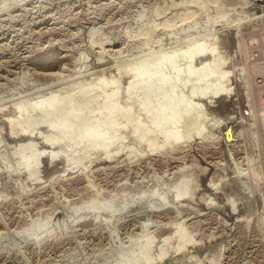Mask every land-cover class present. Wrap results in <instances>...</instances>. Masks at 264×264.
<instances>
[{"label": "rangeland", "instance_id": "1", "mask_svg": "<svg viewBox=\"0 0 264 264\" xmlns=\"http://www.w3.org/2000/svg\"><path fill=\"white\" fill-rule=\"evenodd\" d=\"M197 41L221 59L204 84L227 71L232 141L212 129L222 114L208 103L200 136L160 147L159 135L150 148L125 128L109 157L72 162L67 145H54L47 150L66 156L39 158V177L28 175L31 146L43 150L50 132L23 125L17 105L97 80L126 91L129 67ZM263 88L264 0H0V264H119L148 239L158 254L165 237L154 264H264Z\"/></svg>", "mask_w": 264, "mask_h": 264}, {"label": "bare ground", "instance_id": "2", "mask_svg": "<svg viewBox=\"0 0 264 264\" xmlns=\"http://www.w3.org/2000/svg\"><path fill=\"white\" fill-rule=\"evenodd\" d=\"M203 44L197 41L187 50L174 51L165 57L159 58L158 61L155 60L154 65H150L154 62L147 63L143 60L144 62L137 64L136 67H129L128 72L132 74V79L128 84L129 86H126V91L120 88L119 81L103 80L102 83V80H97L85 88L80 87V85L75 86L76 88L72 86V89L67 88V91H62L64 93L61 95L51 94L35 104L32 103L33 105L31 104L30 107H24L26 104L24 106L17 105V109H19V114H17L22 116L18 118L23 119V115L25 116L23 125L26 122L37 124V126L44 127L46 131L50 132L48 136L45 135L46 137L40 138L43 145H45L43 150L35 152L31 146V154L22 164L28 175L31 177L38 176V167H41L39 158L46 157L50 162L53 159L55 160V157L60 158L58 155L64 149L60 150L59 148V154H57L58 148L56 149L57 153L47 150L54 145H67L69 149H65L67 151L64 153L67 157L72 158L70 159L72 162L87 158L97 150L102 151L104 155L109 157V154H111L109 152L113 147L123 143V141L126 142L124 140L125 136L120 135L121 130L125 128L131 129L133 137L138 141L142 142L141 139L146 138V145L148 144L150 148H153L152 146L155 145L159 135L164 142V145L160 147L177 143L186 137L200 136L202 131L205 132L203 115L207 113L203 114L202 110L203 107L205 108L204 105L208 106V103H219L216 110L222 114V120L213 122L212 129L217 127L224 131L230 124L233 131V124H236L233 121L235 118L233 119L230 114L224 112L225 107L228 106V93L231 92L227 90L228 88L222 82L223 77L227 76V71H222L221 77L217 78L214 83L204 84L205 80L215 75L219 70L218 65L220 62L218 63L217 60L220 59V56L215 55L214 50L217 48L207 49L209 47L205 48L206 45L203 46ZM209 46L211 47V45ZM220 67L222 66L220 65ZM185 88L187 89L186 92L184 91ZM120 95H124L125 99L122 100H125V102H119L122 101ZM100 100V104H96L95 108L91 107L93 109H90L89 103ZM147 114L148 119H144ZM211 114L209 115L212 116ZM118 118H121L122 122H118ZM11 120L13 121V119H10L8 123L13 126L14 121ZM17 124L19 125V123ZM23 125H20V128L23 127L21 129L23 134L21 133L22 136L21 134L20 136L27 137L31 141V137L34 135L31 134L32 131H30V134H25L26 131H29V128L25 129L26 126ZM234 126L238 131L237 125ZM125 131L127 130L125 129ZM222 133L221 135H223ZM236 135L235 137H237ZM36 136L40 137V133ZM231 139L232 132L231 138L226 142ZM155 148L157 147L155 146ZM128 149L127 151H129ZM64 153L62 154L65 155ZM57 160L59 159H56V162ZM67 163L66 161L65 164ZM186 189L184 186L177 189L175 197L177 199L184 198V195L187 194ZM184 237L181 234L178 238V246L174 249L177 253H180L179 250L185 244L186 238L183 239ZM168 240V237L161 240L163 245L158 248L159 253L154 256L151 254V247L155 243L153 240L148 239L140 246H135L133 249L130 247L132 250L130 252L129 249L128 252L130 253L124 251L123 253H127L126 257H123L124 260L120 261V256L117 260H119V264H154L156 261H162L166 257ZM115 262L117 263V261Z\"/></svg>", "mask_w": 264, "mask_h": 264}, {"label": "water", "instance_id": "3", "mask_svg": "<svg viewBox=\"0 0 264 264\" xmlns=\"http://www.w3.org/2000/svg\"><path fill=\"white\" fill-rule=\"evenodd\" d=\"M231 132H232V125L229 124L227 128L223 131V136L225 141L231 138Z\"/></svg>", "mask_w": 264, "mask_h": 264}]
</instances>
